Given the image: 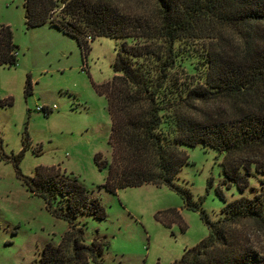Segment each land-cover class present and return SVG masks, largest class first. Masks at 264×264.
<instances>
[{
	"label": "trees",
	"instance_id": "1",
	"mask_svg": "<svg viewBox=\"0 0 264 264\" xmlns=\"http://www.w3.org/2000/svg\"><path fill=\"white\" fill-rule=\"evenodd\" d=\"M153 1L150 13L133 15L113 0H26L25 19L29 26L49 22L74 37L84 54L97 37L124 40L112 65L114 77L98 87L107 99L113 150L111 162L102 161L101 154L95 158L107 171L100 187L116 194L128 187L168 186L184 198L188 209L200 211L209 235L176 264H264L249 237L239 233V226L248 221L264 228V0ZM231 30L246 46L231 53L212 49L206 57L205 84L181 83L176 42L182 37L220 39ZM142 38L146 43H138ZM17 60L13 32L1 25L0 64L11 66ZM217 100L229 102L226 114L194 115L197 103ZM200 142L224 153L223 184L244 192L254 170L263 175L260 187H252L253 197L228 200L219 191L225 205L218 220L202 208L203 200L194 201L191 190L176 182L189 163L180 146ZM28 147L25 139L18 155L3 156L14 164L27 190L42 198L53 216L69 222L61 242L46 243L33 264H103L110 247L107 236L97 235L88 244L84 226L77 222L81 213L105 219L100 199L73 173L55 166H39L33 176L22 174L20 163ZM171 212L181 217L177 210ZM164 218L157 215L161 222Z\"/></svg>",
	"mask_w": 264,
	"mask_h": 264
},
{
	"label": "rangeland",
	"instance_id": "2",
	"mask_svg": "<svg viewBox=\"0 0 264 264\" xmlns=\"http://www.w3.org/2000/svg\"><path fill=\"white\" fill-rule=\"evenodd\" d=\"M25 1L0 0V26H10L18 57L14 65L0 64V264L35 263L44 245L59 244L69 229L67 220L53 216L45 201L27 190L14 164L3 156L18 155L25 139L29 147L20 163L22 174L33 176L39 166H55L62 173H73L100 199L107 217L97 220L81 213L77 222L84 226L88 244L97 235L107 236L110 247L101 258L103 264H176L186 250L209 235L200 211L188 209L184 198L168 186L128 187L116 194L100 187L107 171L98 167L95 158L101 154L102 161L111 162L113 150L107 99L98 87L114 77L112 65L124 40L97 37L84 54L74 37L49 22L29 26ZM113 2L133 15H147L154 9L153 0ZM222 34L220 39L182 37L176 42L181 83L205 84L206 57L212 49L231 53L246 46L233 30ZM228 103H197L194 115H224ZM180 148L189 163L176 182L191 190L194 201L203 200L202 208L212 220L221 218L225 205L219 191L232 200L253 197L252 187H260L263 175L255 170L244 192L223 184L224 153L203 142ZM172 210L181 217L173 216ZM159 213L164 222L157 219ZM239 229L264 257V228L248 221ZM88 264L98 263L90 260Z\"/></svg>",
	"mask_w": 264,
	"mask_h": 264
}]
</instances>
